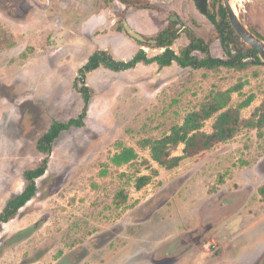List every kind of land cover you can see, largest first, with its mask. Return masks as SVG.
Returning a JSON list of instances; mask_svg holds the SVG:
<instances>
[{"label": "rangeland", "instance_id": "374dc122", "mask_svg": "<svg viewBox=\"0 0 264 264\" xmlns=\"http://www.w3.org/2000/svg\"><path fill=\"white\" fill-rule=\"evenodd\" d=\"M142 3L151 6L0 0V213L23 191L24 172L47 156L38 142L52 123L82 113L79 69L91 54L107 50L129 60L140 49L149 56L164 51L141 45L126 32L124 20L147 42L170 25L181 28L172 46L177 52L190 42V28L210 41L214 57L229 58L195 0ZM234 5L249 29L264 36V0H234ZM243 42L234 47L245 53L249 44ZM86 82L91 99L84 124L62 131L47 171L37 179L36 196L2 223L0 264H260L264 137L243 129L172 169L152 160L140 141L162 137L212 89L241 83L231 104L254 94L242 113L249 116L264 97V64L209 69L151 63L119 72L100 67L87 73ZM213 122L206 121L205 130ZM121 145L135 147L141 157L114 165L111 158ZM153 169L158 175L137 189L136 177ZM123 189L128 199L117 206ZM239 219L243 223L237 225ZM169 249L175 251L167 256Z\"/></svg>", "mask_w": 264, "mask_h": 264}, {"label": "trees", "instance_id": "16d2710c", "mask_svg": "<svg viewBox=\"0 0 264 264\" xmlns=\"http://www.w3.org/2000/svg\"><path fill=\"white\" fill-rule=\"evenodd\" d=\"M121 2L132 6L136 5L142 8H149L151 5L142 3V0H120ZM209 13L207 17L215 27L214 35L221 40L225 49L228 50L229 58L223 59L214 57L210 53V41L198 36L190 28H186V34L190 42L182 47L179 52L175 51L172 46L181 36V28L168 26L161 31L152 42H141V45H147L154 48L164 49L159 54L149 56L144 49H140L129 60H118L113 57L107 50H96L88 58V61L79 69L78 79L82 81L80 91L85 102L82 113L77 118H71L67 122L55 120L49 130L39 139L38 149L47 156L36 168L28 169L24 172L26 180L23 191L11 197L2 212L0 213V231L3 222H8L14 218L19 210L25 206L38 191L37 179L42 177L48 169L50 155L53 151V145L62 131L70 129L72 126L81 127L84 124V118L87 115L89 102L91 99L90 87L87 86V73L100 67L119 72L132 69L139 63L151 64L157 63L160 68L170 66L177 62L181 67L194 68H220L229 67L243 69L251 63L245 61L246 58L254 56L257 60L255 64H264L261 62L257 50L247 45V51L243 53L242 49H237L239 55L234 56L231 46L238 45V41L243 42L240 36L233 28L223 0H214L208 4ZM251 30L259 37L264 39L259 32L253 28ZM211 40V39H210ZM244 43V42H243ZM201 52L204 57H198L195 52ZM242 84L239 83L226 90L212 89L207 94L205 100L198 107L188 111L183 121L171 126L170 130L162 137L157 139L146 138L140 141L142 148L149 150L152 160L166 169H172L181 163L182 160L196 156L204 151L210 150L216 145L234 138L243 129H256L260 137L264 136V99L256 107L249 118L242 117V109L249 106L255 98L254 94H249L237 105H232V94L240 91ZM214 118L211 130H205L206 121ZM119 150L114 153L111 161L116 166L130 165L141 156L138 150L132 146L121 145ZM144 164L150 163V159L142 158ZM103 170L101 174H106ZM157 169L152 170V174L137 176L135 187L142 189L148 185L158 175ZM264 194V187L260 189ZM119 197H121L119 199ZM128 199V193L125 189L120 190L115 197V204L122 205Z\"/></svg>", "mask_w": 264, "mask_h": 264}, {"label": "water", "instance_id": "95a60500", "mask_svg": "<svg viewBox=\"0 0 264 264\" xmlns=\"http://www.w3.org/2000/svg\"><path fill=\"white\" fill-rule=\"evenodd\" d=\"M197 7L199 10L204 13L205 15H208V0H195ZM234 0H223L224 6L226 8V11L228 13L229 20L235 29L236 33L240 36V38L247 44L253 46L257 50V54L261 60L262 63H264V39L259 37L257 34H255L249 27L244 23V21L240 18L239 14L235 10L233 6ZM173 20H177V16L172 17ZM124 28L126 32L133 38H135L138 41L141 42H147L148 40L140 33L135 31L130 24L124 20ZM150 42L155 43V40H150ZM235 45L232 44L231 50L233 51V55L236 56L237 50L234 47ZM245 61L255 64L257 62L256 58L254 56H250L245 59ZM233 201V199L231 200Z\"/></svg>", "mask_w": 264, "mask_h": 264}, {"label": "crops", "instance_id": "0c3cea01", "mask_svg": "<svg viewBox=\"0 0 264 264\" xmlns=\"http://www.w3.org/2000/svg\"><path fill=\"white\" fill-rule=\"evenodd\" d=\"M139 64H144V63H139ZM157 65H158V64H157ZM257 65H258V64H257ZM158 66H159V65H158ZM165 67H166V66H165ZM159 68H160V67H159ZM163 68H164V67H163ZM96 70H97V69H96ZM94 71H95V70H94ZM233 94H234V93H233ZM247 96H248V95H247ZM232 99H233V95H232ZM243 99H244V98H243ZM243 99H242V100H243ZM263 99H264V97H263ZM263 99H262V101H263ZM262 101H261V102H262ZM253 102H254V100L252 101V103H251L249 106L243 108L241 113H243L244 110L250 108V107L252 106ZM261 102H260L258 105H256V106L252 109V111L250 112L249 116H243V114H242V117H243V118H249V117L251 116L252 112L256 109V107H258V106L261 104ZM238 103H239V102H238ZM238 103H237V104H238ZM237 104H236V105H237ZM234 106H235V105H234ZM250 130H252V129H250ZM255 130H256V129H255ZM256 131H257V130H256ZM257 134H258V133H257ZM258 136H259V135H258ZM259 137H260V136H259ZM263 137H264V136H263ZM226 142H227V141H226ZM222 143H224V142H222ZM232 199H233L232 203H234V202L237 201V197H232ZM222 203H223V202H222ZM238 223H239V224H242V223H243V219H239V221H237L236 224L239 225ZM220 245H221V244H220ZM221 246H222V248H223L224 245L222 244ZM222 252H223V251H222ZM260 264H264V258H263V260H262V262H261Z\"/></svg>", "mask_w": 264, "mask_h": 264}, {"label": "flooded vegetation", "instance_id": "af4514ba", "mask_svg": "<svg viewBox=\"0 0 264 264\" xmlns=\"http://www.w3.org/2000/svg\"><path fill=\"white\" fill-rule=\"evenodd\" d=\"M208 2H209V0H208ZM156 41V40H155ZM175 248V247H174ZM175 250H168V251H166L165 253H166V255L168 256V255H170V254H172L173 252H174Z\"/></svg>", "mask_w": 264, "mask_h": 264}, {"label": "bare ground", "instance_id": "6f19581e", "mask_svg": "<svg viewBox=\"0 0 264 264\" xmlns=\"http://www.w3.org/2000/svg\"><path fill=\"white\" fill-rule=\"evenodd\" d=\"M236 2V1H235ZM236 5V4H235ZM235 5H234V2H233V6H234V8H235V10L237 11V8L235 7ZM237 13H238V11H237Z\"/></svg>", "mask_w": 264, "mask_h": 264}]
</instances>
